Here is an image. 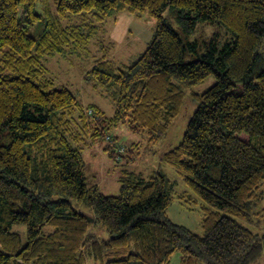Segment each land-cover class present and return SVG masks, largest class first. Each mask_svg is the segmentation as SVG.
<instances>
[{"label":"trees","instance_id":"trees-1","mask_svg":"<svg viewBox=\"0 0 264 264\" xmlns=\"http://www.w3.org/2000/svg\"><path fill=\"white\" fill-rule=\"evenodd\" d=\"M122 12H147L156 27L135 61L105 55L87 71L114 103L108 116L56 86L44 60L86 48ZM72 15L81 20L63 24ZM199 21L229 39L202 50L191 37ZM263 37L264 0H0V264H170L177 251L180 264H255L264 250V229L250 226L264 223ZM210 76L214 84L192 90ZM187 95L197 107L161 154L187 190L159 171L124 170L118 195L87 184L81 141L116 145L112 130L125 125L156 145ZM174 202L200 212V232L173 220ZM14 224L26 226V241Z\"/></svg>","mask_w":264,"mask_h":264},{"label":"rangeland","instance_id":"rangeland-1","mask_svg":"<svg viewBox=\"0 0 264 264\" xmlns=\"http://www.w3.org/2000/svg\"><path fill=\"white\" fill-rule=\"evenodd\" d=\"M171 10L174 8L169 7L164 13L165 17L169 18L168 20L173 18ZM80 20L79 15H72L70 20L63 21V24H75ZM172 20L175 21V19ZM143 27L151 30L152 34L156 27V20L147 12L139 16L122 12L115 17L106 19L100 23L96 38L86 48L75 49L71 47L62 54L47 57L44 62L49 70V76L56 86L66 85L70 88L84 105L96 102L95 104L103 109L108 116H111L114 112V103L104 96V91L94 88L92 83L86 79V73L97 60L105 55L119 64H129L135 61L147 48L152 37L151 35L149 39H146L140 35L139 30ZM32 34H35V30L32 31ZM191 37L200 41L203 50L204 41L208 42L214 39L219 41V44H223L229 39V34L223 26L217 23L199 21ZM258 51L264 58V37ZM259 65L262 66L261 63ZM215 82L216 78L210 76L204 83L193 87L192 90L202 93ZM196 107L197 103L187 95L183 109L171 126L167 139L156 145H150L145 134H134L125 125L112 130L111 136L119 137L117 141H113L116 142V145L111 143L110 137H98L94 140L86 138V141H81V154L85 163L87 184L99 186L100 190L107 195H118L121 188L119 178L124 170L139 173L144 177H149L154 172L159 171L172 180L178 192L187 190L183 177L161 159V154L180 143L187 123ZM118 144L126 146L128 150L132 149L124 153L122 162L111 155L113 146L115 149ZM262 190L264 191V183ZM263 205L264 195L261 207ZM178 207L179 204L174 202L169 209L173 220L191 230L200 232V212H189L180 207L179 209L184 212H189V216L185 217L186 220H184L178 215H173V211ZM250 226L256 232H262L264 229L263 222ZM11 229L19 232L23 241H26L25 225L14 224ZM99 234L104 238L108 237L104 230L99 229ZM180 258L181 253L175 252L170 264H180ZM89 264H94V262L89 259ZM255 264H264V250Z\"/></svg>","mask_w":264,"mask_h":264},{"label":"crops","instance_id":"crops-1","mask_svg":"<svg viewBox=\"0 0 264 264\" xmlns=\"http://www.w3.org/2000/svg\"><path fill=\"white\" fill-rule=\"evenodd\" d=\"M139 33H140V35L142 36V37H144V38H146V39H149L150 38V36L152 35V32H151V30H148V29H146L145 27H143V28H141L140 30H139ZM96 103V102H95ZM88 104H91V103H88ZM87 104V105H88ZM178 203V202H177ZM174 204V203H173ZM179 204V203H178ZM180 207H182L180 204H179V207L178 208H176V210H174L173 211V215H178V216H180L182 219H184V220H186L185 219V217H187V216H189L188 214H189V212H191V211H189V210H186V211H189V212H184L183 210H181V209H179ZM171 208V207H170ZM183 208V207H182ZM184 209V208H183ZM185 210V209H184ZM171 213V212H170ZM183 220V221H184ZM190 222H192V221H190ZM193 223V222H192Z\"/></svg>","mask_w":264,"mask_h":264},{"label":"built area","instance_id":"built-area-1","mask_svg":"<svg viewBox=\"0 0 264 264\" xmlns=\"http://www.w3.org/2000/svg\"><path fill=\"white\" fill-rule=\"evenodd\" d=\"M115 149H116V151H117V159H119L120 158V154H122L124 151H125V146L124 145H117V146H115Z\"/></svg>","mask_w":264,"mask_h":264}]
</instances>
